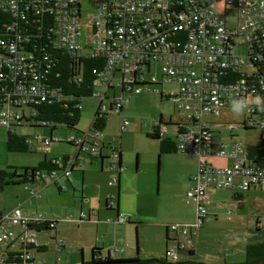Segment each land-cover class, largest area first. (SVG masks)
Instances as JSON below:
<instances>
[{
  "label": "trees",
  "instance_id": "trees-1",
  "mask_svg": "<svg viewBox=\"0 0 264 264\" xmlns=\"http://www.w3.org/2000/svg\"><path fill=\"white\" fill-rule=\"evenodd\" d=\"M0 1L2 3H0V33L4 35V39H9V42L17 44L18 51H21V54L24 56V62L29 64V66L24 67L23 61H11L8 59V64L4 65L0 70V73L4 75L2 78L0 77V112L6 109L13 113H20V117L17 120L10 121V124H0V126L8 127L6 133V148L9 152H29V146L32 145V139L29 140V138L15 133V128L17 126L28 124L36 128L48 127L51 132H54L57 127L61 125L75 130L78 126L77 124L81 120L82 99L87 96H94L100 99V104L95 110L91 122H89V134L87 135L86 131H84L80 138L74 133L69 135H73L74 138L77 139H83L81 145L75 144L73 140H68L69 136L66 140L67 144H72L74 148L77 149V156L74 157L73 155H69V157L66 156L61 161H59V158L50 161H47L45 158L39 162L37 166L25 168L21 173L18 172L17 169L13 171H9L6 168L0 169V189H3L5 185L15 184L16 182L28 184L32 181L40 182L43 180L44 183H47V179L43 174L49 177L50 173L55 171L59 174V170L61 172L60 175L64 176L63 173L70 165L67 164L68 160L71 159L73 162L71 163L70 173H72V170L82 166L81 161L78 159L79 154L82 152H86L91 156H95V154L99 153L102 155L101 151L105 148V145L99 137L107 127L106 123L113 113L121 117V131L128 129L130 122L123 116L122 110L129 104L131 95L137 93H150L153 90L150 88V85L153 84L163 86L166 82L175 83L173 81H163V75L160 73L162 62L159 61V54L161 55V53L156 51V46L158 44L156 42L157 35H155V32L159 34L158 36H160V38H163L162 45L166 43L167 46L165 49H167L170 54L182 52L183 48L191 42L189 36L190 31L192 28L198 27V21H202V13L213 8L212 3L214 0H162L164 6L160 7L158 5V0H149V5L142 7L143 9L140 12L125 11L124 8L118 6L119 1L110 2L107 6L109 10V16L107 17L109 23L104 31L105 37L108 38V44L112 43L114 40L119 44L125 42L123 50H127L128 52L122 60L113 59V67L110 70V61L113 57V53L111 55H108V51H100L99 54L95 53L92 44L86 42L83 30H81V35L77 36L78 44L81 46L79 51H70L62 44L63 40L61 35L57 34L62 23L61 19L64 16L73 17V15L79 13V18L82 21H86L90 16H94L98 12L96 7L97 0H93L94 7H96L94 13L88 16L86 20L82 19V0H18L17 9L14 12L8 7V0ZM228 9L226 10L227 13H223V17L225 20H228V25L231 26L236 22V16L233 10L234 8ZM147 18L152 23L145 26L142 20ZM117 25L118 27H127V31L130 26L135 30L134 34H131L130 44L127 46V34L125 33V40L119 39ZM206 27L208 29L211 28L208 23H206ZM140 38H143L147 44L140 45L137 48ZM203 38L204 37H201L200 39ZM172 46H174V48H172ZM112 51L113 49L111 52ZM248 51L254 53L252 61L250 62L253 67H236L235 64L231 65L228 69L224 70L223 74L217 75L221 77L222 82L225 83L227 81L228 83L237 84L240 80L246 78L248 88H252L253 85H258V79L264 82V39H262L260 43L252 44L250 47L248 46ZM141 55L149 59L146 61L137 60ZM127 62L137 66V69L133 71V74L136 75V82L131 85V88L127 86L129 83H127V80H125L124 83L120 81L121 77L127 76L126 72H122V70L127 67ZM107 70H109L111 75H105ZM247 70H253L254 79L253 77L245 76L248 74ZM151 75H156L158 79L157 82L151 81ZM141 76L143 77V81L141 80ZM103 77L107 78L105 82L103 81ZM33 83H36L44 92V101L34 95L30 97L26 95L25 92L30 89ZM139 87H142L143 90L137 92V88ZM97 88H100V90L96 93ZM146 88L149 89V91H146ZM154 91L161 95L160 99L166 97L172 100L180 116L176 121L172 119L168 121L162 116L159 123L153 125V131L149 132L147 136L160 141V153H170L175 150L180 151L178 141L180 136L187 134L191 128L198 131L199 127L202 126L201 120L196 119L194 116L186 117L181 113L182 110L179 108L178 102L174 101L176 97L180 98L181 96L180 88L178 92L174 94H166L164 91L160 92L159 90ZM98 93H100V95H97ZM185 98L186 97H183L181 99ZM21 99H26V102L17 104L18 100ZM108 99L110 100L109 105L105 104ZM118 102H122L120 107L117 106ZM258 103L259 105L253 114H248L246 112L243 122V126L246 130L259 128V142L253 145L246 144L244 141L234 140L235 135L231 129L229 133L231 137L230 141L220 140L216 142L214 140L213 135L215 130H213V128L215 125L224 124L227 126L229 123L226 117H222L223 112L232 108H241L239 106L225 108L215 116L206 115L202 121L208 125L207 130L211 133L213 146L220 147L224 145L226 148L231 149V145L234 143L237 144L242 142L245 145L244 151L248 164L252 166L255 165L258 167L257 169L264 170V139L261 137L262 128L259 124V122L264 119V100L262 97L259 99ZM26 109H28L29 112ZM215 119L217 121H215ZM222 119L224 121H221ZM125 121H127V123L123 125ZM231 124L234 125L233 122H230V125ZM168 125L174 128L176 132L175 136L177 137L176 140H173L171 136H167L173 134L169 133L167 128ZM123 126L125 127L123 128ZM163 126L167 129L163 130ZM50 138L53 142L56 141L55 138ZM58 138H60L58 141H62L61 137ZM114 140L116 143H120L121 139L120 137H115ZM38 145L40 144L38 143ZM96 147H98L96 150L97 152H93V149ZM111 152L110 157L115 160L109 163V167L112 164L116 166V170L113 171H116V173L120 175L124 170L123 166L119 164L120 153H118V149L115 150L114 147H112ZM213 165L218 166L215 164L214 158ZM118 169H120V171H118ZM70 173L68 176H70ZM117 177L115 178L118 179ZM57 181L58 180H56L55 183H57ZM252 187L264 189V185H253ZM29 189L30 192L34 190L33 187H29ZM232 192L235 198L240 200L244 199L242 196V194H244L243 191ZM109 200L110 198L108 196L106 201L107 205ZM2 212L4 211H0V213ZM45 218L46 219L40 221V223L30 224L28 227L38 235L40 232L53 230L54 226L59 223L58 219ZM170 231H173V229ZM195 231L196 230L190 233L189 239H191V242L195 235ZM245 250L246 258L241 264H264V234L262 241L255 243L250 242L245 247ZM38 251L46 252L47 246L42 245L36 247L34 245L15 244L13 247H4V245L0 244V264L31 263L33 262L31 255L29 258L26 253L30 254V252ZM180 251L183 250L179 249L178 252ZM189 252L193 253L191 250ZM99 254L100 250L94 248L91 261L81 264L185 263H174L168 260L166 258L167 256L163 259L131 258L129 260H124L121 258L114 260L111 258L110 254H105L103 257L98 256Z\"/></svg>",
  "mask_w": 264,
  "mask_h": 264
},
{
  "label": "built area",
  "instance_id": "built-area-1",
  "mask_svg": "<svg viewBox=\"0 0 264 264\" xmlns=\"http://www.w3.org/2000/svg\"><path fill=\"white\" fill-rule=\"evenodd\" d=\"M114 1H119L118 6L130 12H140L143 9L142 7L149 5V0H97L96 7L98 12L94 16H90L86 21L80 20L79 13L73 15V17L64 16L57 31V34L61 35L62 44L65 47L70 51H79L81 46L78 44L77 36H80L81 30H83L86 42L92 44L95 53L99 54L100 51H108V55L113 53L109 70L113 67V59L122 60L125 54H128L127 50H123L125 42L119 44L114 40L108 44V38L105 37L104 31L109 23L107 6ZM7 3L13 12L17 9L18 0H8ZM158 5L159 7L164 6V2L158 0ZM212 7L209 11L202 13V21L199 20L198 27L192 28L190 31L191 42L183 48L182 52L170 54L165 49L166 43L162 45L163 38H160L159 34L155 32L158 44L156 51L161 53V55L159 54V61L162 62L160 73L163 75V81H173L180 85L181 96L180 98L176 97L174 101L178 102L179 108L182 110L181 113L184 116H194L196 119L201 120L202 124L198 131L191 128L187 134L180 136L178 139L180 151L197 156L199 158V166L197 175L192 179L195 182V186L186 191L188 201L193 203L197 209L195 223L190 226L188 224L178 225L174 223L171 228L176 234L183 236L182 241L176 242V250H168L166 253V258L174 263L178 262V250L187 249L189 244H191L190 233L207 223L208 210L205 206L211 199L209 195L211 187L214 186L217 189L230 188V190L235 192H245L252 188L253 185H264V170L248 164L244 151L245 145L242 142L234 143L231 145V149L226 148L224 145L220 147L213 146L211 133L207 130L208 125L202 121L206 115L215 116L223 109L232 106L244 107L248 114H253L259 105V99L262 97L264 100L263 80L258 79V85L248 88L246 78H243L237 84H233L227 81L224 83L221 77L217 76L223 74L224 70L234 64L236 67H253L250 62L254 53L248 51V46L260 43L264 39V0H214ZM228 7L234 8L236 16V22L231 26L228 25V20L223 17V13L226 12ZM142 22L145 23V26L152 23L148 18L142 20ZM206 23L209 24L210 29L206 27ZM126 31L127 27H118L119 39L125 40V33L127 34V46L130 44L131 34H134L135 30L130 26L128 31ZM3 37L4 35L0 33V70L4 65L8 64V59L11 61L20 60L23 61L24 67L29 66L28 63L24 62L22 52L18 51L17 44L9 42V39H4ZM201 37L204 38L200 39ZM143 44H147V42L140 38L137 48ZM244 46L247 47L246 55L239 52V49ZM112 49L113 51L111 52ZM148 59L141 55L137 60L146 61ZM136 69L137 66L135 64L127 62V67L122 70V72L127 73V76L121 77L120 81L124 83L127 80L129 88L136 82V75L133 74ZM109 70L105 72L106 76L111 75ZM247 72L248 74L245 76L255 78L253 70H247ZM3 76L0 73V77L2 78ZM106 80L107 78L103 77V81L105 82ZM141 80L143 81L142 76ZM157 80L156 75H151V81L157 82ZM141 90H143L142 87L137 88V92ZM146 91H149V89L146 88ZM25 93L29 97L34 95L42 101L45 99L44 92L36 83L31 84L30 89ZM97 95H100V93ZM183 97L186 98L181 99ZM25 102L26 99H21L18 100L17 104ZM121 103L118 102L117 106L120 107ZM19 117V112L13 113L4 109L0 112V124L7 125L10 121L17 120ZM126 123L127 121L123 125ZM259 124L262 128L261 137L264 139V119ZM162 128L163 130L167 129L164 126ZM86 134H89L88 130ZM35 137L41 147H46L47 149L53 142L50 137L42 136L40 133H36ZM59 139L58 137L56 138V140ZM68 140H73L75 144L81 145L83 139H77L71 135ZM97 148H94L93 152H97ZM216 156L220 158L232 157L235 159V164L232 167L215 166L213 165V158ZM72 162V159L68 160L67 164L70 165L63 173L64 176H68L71 172ZM110 168L116 170V166L113 164ZM43 176L46 179H51V182H55L59 178L57 171L50 173L49 177H46L45 174ZM112 179L109 184L112 186L117 185L118 179ZM31 194L37 196L34 190H31ZM109 198L108 205L114 208L115 196L109 195ZM93 213H96V211ZM79 217L87 219L84 212L80 213ZM45 219V216L41 213L34 216L25 215L19 207L7 213H0V244L4 245V247H13L15 244L34 245L36 247L47 246V242H44L43 239L38 237L36 232L28 227L30 224H38ZM68 219L72 220L73 217L70 215ZM127 220L124 213H120L114 223L124 224ZM107 221L113 222L110 218ZM26 254L30 258V254Z\"/></svg>",
  "mask_w": 264,
  "mask_h": 264
},
{
  "label": "crops",
  "instance_id": "crops-1",
  "mask_svg": "<svg viewBox=\"0 0 264 264\" xmlns=\"http://www.w3.org/2000/svg\"><path fill=\"white\" fill-rule=\"evenodd\" d=\"M126 107L122 110L125 118H127V113L125 112ZM119 119L121 123L120 116ZM171 119L173 121L178 120L173 117L167 120L169 121ZM215 121L217 120L215 119ZM120 123L118 124L119 129L116 130L113 128L115 127L113 123H106L107 127L99 137L105 145V148L101 151L102 155L99 153L91 156L86 152H82L78 156L82 166L72 170L70 176L64 177L60 175L61 172L59 170L57 183L51 182V179H47V183H44L43 180L40 182L32 181L31 183L33 185H25L22 188L24 190L18 189L21 192L17 198L20 204L16 203L13 208L19 207L25 215L34 216L41 213L49 219L59 220V223L54 226L53 230L40 232L38 236L44 242H47V251L54 249L60 258L65 259V264L90 262L94 248L100 250L98 256L103 257L105 254H110L114 260L121 258L163 259L164 257L162 258L160 255H157L155 250H161L162 252L165 250L164 252L166 253L171 247H174L176 250L174 244L177 241L183 240L181 234L170 231L172 224H188L190 226L195 223L197 209L193 203H190L188 199L186 200V191L190 187L195 186V182L192 179L198 173L199 161L197 156L191 153H181L179 150L170 153H160V141L149 136L154 141H158L159 144V151L156 150L154 152V154H158V162L155 164L156 173H160L159 180L157 179V192L159 194H156L158 196L161 195L162 190L168 196L166 198L168 202L166 205L167 209L163 212L158 206L160 200H157L155 204L148 202L150 200V193L147 192H149L150 188H153L151 182L147 181L142 183L139 180L140 175H150L152 173L151 170H154V160L152 162L146 155L142 159L140 150H136L137 155L133 162L132 154L134 150H127L126 139L133 132H129V127L121 131ZM167 128L170 134L173 133L167 136H171L173 140H176L177 137L175 136L176 132L174 128L169 125ZM47 132V129L44 128L43 133L40 134L55 139L56 137H61H54V132H51V130L49 133ZM77 137L80 138V136ZM115 137H120V143L115 142ZM67 139L62 138V141L56 140L47 150L52 152L51 146L56 142L67 144ZM214 140L216 142L220 140L230 141L231 138L224 140L223 135L219 133L218 137H214ZM32 144L38 145L33 139ZM112 147L115 150L118 149V153H120L119 164L124 168L120 175L109 167V163L115 160L110 157ZM77 154L78 151L76 148H72V150L68 148L62 155L60 153H52L50 157V155L46 154L45 158L47 161L56 158H59V161H61L66 156L73 155L75 157ZM214 161L216 165L221 167L234 166L235 164V159L232 157L220 158L216 156L214 157ZM168 166H173L176 172L167 173ZM164 174L165 177L163 180L165 181V187L163 190V186L160 187L159 181ZM115 177L119 179V184L112 186L109 184V181ZM168 179H171L176 184H178V181L182 182V189L179 193L174 188L169 189ZM29 187H33L37 196L31 194ZM145 188L149 189L144 190ZM214 188H211L209 192L213 193ZM252 189L258 190L261 188L252 187ZM252 189L243 193H249ZM142 193L146 194L142 196ZM109 195L115 196L114 208L109 207L106 203ZM172 206L175 209L171 211L170 208ZM94 211L96 213H93ZM82 212L86 214L87 219H81L79 217ZM120 213H124V216L128 219L124 224L114 223ZM70 215L73 217L72 220L68 219ZM109 218L113 222L107 221ZM195 237L196 233L189 247L178 252V257L184 252L187 254V257L188 253L190 255L195 254L196 251L193 247ZM190 250L193 253L189 252ZM32 254L43 255L44 252L38 251L32 252ZM66 255L68 256L67 259ZM178 257L177 260L179 261L180 258ZM187 257L185 256L183 259L187 260Z\"/></svg>",
  "mask_w": 264,
  "mask_h": 264
},
{
  "label": "rangeland",
  "instance_id": "rangeland-1",
  "mask_svg": "<svg viewBox=\"0 0 264 264\" xmlns=\"http://www.w3.org/2000/svg\"><path fill=\"white\" fill-rule=\"evenodd\" d=\"M93 3V0H82L81 6L83 9V20H86L88 16L94 13L96 7H94ZM230 9L232 8L229 7L228 10ZM246 49V46L241 47L239 52L246 55ZM178 86L179 85L176 83L169 82H166L163 86L155 84L150 85V88L153 89L150 93H137L131 95L129 99L130 102L127 104L125 110L127 113V119L130 122L128 126L130 128L129 132H133V134H130V136L126 138L127 150H134L132 154L133 162L137 155L136 150H140L142 159L146 155L152 160V162L154 160V170H151L153 174L140 175L139 180L142 183L147 181L151 182L153 188H150L149 192H147L150 193V200H147L151 204H155L157 200H160L158 206L163 212L167 209L166 205L168 202L166 198L168 196L162 190V194L159 196V193L157 192V184L160 173H156L155 164L158 162V154H154V152L156 150L159 151V144L158 141H154L153 139L146 137L147 133L154 129L153 125L159 123L162 116L167 119L170 117L175 119L180 116L178 110L175 108L174 102L166 97L160 99L161 95L155 93L154 90H159L160 92L164 91L166 94H174L178 92ZM99 90L100 88H97L96 93ZM109 103L110 100H106L105 104L109 105ZM81 104V120L77 124V128L74 130L73 128L69 129L59 125L53 133L54 137L61 136L62 138H68V136L73 133L77 136H81V134L89 128V122H91L95 114V110L100 104V99L98 97L95 98L94 96H87L82 99ZM233 109L234 108L223 112L222 117H226L229 123L227 126L224 124L215 125L213 128V130H215L214 137H218L219 133H221L223 135V139L228 140L231 138L229 136L231 129L235 135L234 140L244 141L246 144L251 145L258 143L260 136L259 128L246 130L243 126L245 119L244 116L246 115L245 108H237L244 110L240 115H236ZM26 110L29 112L28 109ZM221 121L224 120L222 119ZM109 122L113 123L115 126L113 127L114 130L119 129L118 124L120 123V119L118 115L113 113L108 120V123ZM230 122H233L234 125H230ZM44 128L47 129V133L50 132L48 127L36 128L35 126L27 124L17 126L15 128V133L21 134L22 136L29 138V140L33 139L34 142H36L34 134L43 133ZM7 131V126H0V169L6 168L9 171L17 169L18 172L21 173L25 168L37 166L39 162L45 158L46 154L50 155V157L52 153H60L62 155L68 148L71 150L74 148L72 144L56 142L51 146L52 152H49L46 147H41L40 145L35 144L29 146V152H9L6 148ZM175 172L176 170L173 166H168L167 173ZM164 177L165 174L161 179L162 183L161 180L159 181L160 187L163 186V190L165 187V181L163 180ZM167 181L169 189L174 188L178 193L181 191V186L183 185L181 181L177 180L178 184L171 179H168ZM28 184L33 185L31 182ZM28 184L16 182L15 184L5 185L3 189H0V210L7 213L14 209L13 207H15L14 205L16 203L20 204L19 201H17L18 195L20 196L21 194L18 189H22ZM147 189L149 188H145L144 190ZM145 194L146 193H142V196ZM209 195L211 199L205 206L209 211L207 223L205 226H201L195 231L196 237L194 238L193 247L196 252L193 255L188 253V257L185 252L181 253L178 257L180 258L178 262H188V264H241L246 258L245 247L250 242L255 243L262 241L263 239L264 189H252L251 192L243 194L244 201L235 198L233 196V192L228 188H214L213 193L209 192ZM187 199L188 198L186 197V200ZM209 203L210 205L208 206ZM170 209L172 211L175 207L172 206ZM166 213L168 212L166 211ZM173 249L174 247H171L170 250ZM164 251L155 250V253L163 258L166 257V252ZM30 255L33 262H27L26 264H65V259L60 258L54 249L44 252V256L34 255L32 252H30ZM185 256L188 258L187 260L183 259ZM67 257L68 256L66 255V259Z\"/></svg>",
  "mask_w": 264,
  "mask_h": 264
},
{
  "label": "clouds",
  "instance_id": "clouds-1",
  "mask_svg": "<svg viewBox=\"0 0 264 264\" xmlns=\"http://www.w3.org/2000/svg\"><path fill=\"white\" fill-rule=\"evenodd\" d=\"M233 111H234V113L236 114V115H240V114H242L243 113V109H233Z\"/></svg>",
  "mask_w": 264,
  "mask_h": 264
},
{
  "label": "water",
  "instance_id": "water-1",
  "mask_svg": "<svg viewBox=\"0 0 264 264\" xmlns=\"http://www.w3.org/2000/svg\"><path fill=\"white\" fill-rule=\"evenodd\" d=\"M183 264H188V263H183Z\"/></svg>",
  "mask_w": 264,
  "mask_h": 264
}]
</instances>
